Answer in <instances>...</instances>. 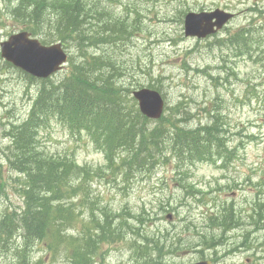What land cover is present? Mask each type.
<instances>
[{
	"label": "rangeland",
	"instance_id": "1",
	"mask_svg": "<svg viewBox=\"0 0 264 264\" xmlns=\"http://www.w3.org/2000/svg\"><path fill=\"white\" fill-rule=\"evenodd\" d=\"M44 2L47 7L51 0ZM14 3L0 0V31L4 39L21 28L9 12ZM99 4L131 25L132 34L116 47L88 48L91 53L106 51L114 56L119 72L114 78L116 85L129 92L158 88L168 109L165 116L189 128L205 124L210 114L220 113L228 130L227 139L235 147L234 158L224 167L219 160L193 166L183 162L174 170V162L163 155L159 156L160 164L149 170L125 172L123 167L111 173L104 148L97 147L86 133L70 132L53 120L40 130L39 150L52 157L68 156L78 168L94 171L96 174L85 181L88 200H94L93 205L104 207L115 218L121 215L119 220L131 226H137L133 217L139 215L143 230L156 238L168 233L170 241L176 242L172 236L181 231V239L196 241L186 236L207 232L206 214L224 203H233L242 226L226 233L215 254L206 251L204 257L214 260L213 264H264V228L255 229L249 218L254 194L264 183V0H100ZM214 9L233 13L234 17L208 39L184 36V13ZM49 15L51 11L45 8L40 17ZM39 24L44 28L47 23L41 20ZM240 28L252 32L257 42L234 50L227 40ZM65 47L69 58L79 56L71 45ZM66 74L68 64L58 75ZM37 90V83L29 87L24 75L0 57V158L8 144L6 131L26 119ZM155 126L156 123L149 124V128ZM3 172L11 188L2 207L19 211V175L6 166ZM79 173L77 170L72 176L75 185ZM257 197L262 200L264 194ZM74 201L77 211L83 213L85 202L79 196ZM85 219L82 214L77 221ZM74 228L67 233L77 235ZM130 240L132 236L127 234L122 242L103 245V261L98 258L96 264H135ZM35 247L33 261L68 264L61 258L50 259L42 245ZM14 256L12 252L1 255L0 264H17ZM199 260L201 254L191 244L164 256L162 264Z\"/></svg>",
	"mask_w": 264,
	"mask_h": 264
},
{
	"label": "trees",
	"instance_id": "2",
	"mask_svg": "<svg viewBox=\"0 0 264 264\" xmlns=\"http://www.w3.org/2000/svg\"><path fill=\"white\" fill-rule=\"evenodd\" d=\"M99 3L100 0H51L46 7L44 0H15L11 8V15L19 25L32 36L42 37V44L59 41L65 46L71 45L79 55L69 58L68 74L64 76L58 73L57 77L47 80L26 76L30 82L37 81L38 91L27 118L11 125L5 133L8 144L1 150L0 158V256L12 252L17 264H40L41 261L31 258L38 244L52 260L96 264L98 258L103 261V245L120 242L127 234L133 238L129 246L135 264H162L164 254L191 245L187 240L180 243L177 239L175 249V242H168L163 235L149 236L143 230L139 215L133 217L137 226H131L124 219L119 220L121 215L115 218L104 207L93 205L94 200H88L85 181L96 173L78 168L68 156L52 157L39 150V132L50 121H58L73 133L89 135L104 148L107 166L113 170L123 167L125 172L149 170L160 164L159 156L163 155L174 162V170L184 161L193 164L233 155L223 137L226 126L220 113L208 115L207 122L196 128L182 126L168 116H162L157 126L147 128L152 122L139 113L129 91L114 81L119 75L114 56L106 51H88L90 47H116L132 34L130 24ZM45 8L51 15L41 18ZM40 19L47 23L44 28L40 25L41 32L38 31ZM254 41L257 42L253 33L247 29L228 39L235 49L252 47ZM115 160L117 168L113 167ZM3 166L20 176L16 191L21 198L19 211L2 207L11 188L4 178ZM77 170L80 175L75 185L72 176ZM263 186L254 194L249 217L260 229L264 228V199L259 200L257 195L264 194ZM77 196L85 202L83 213L74 205ZM226 212L227 215L222 211L208 219L212 226L221 227L222 234L240 222L231 208H226ZM82 214L86 219L78 222ZM71 228L77 235L67 233ZM220 239L217 235L201 237L195 246L213 249L221 245Z\"/></svg>",
	"mask_w": 264,
	"mask_h": 264
},
{
	"label": "water",
	"instance_id": "3",
	"mask_svg": "<svg viewBox=\"0 0 264 264\" xmlns=\"http://www.w3.org/2000/svg\"><path fill=\"white\" fill-rule=\"evenodd\" d=\"M231 14L220 10L212 12H190L184 17V36L205 38L220 29ZM1 57L14 67L40 79H46L58 72L67 63V54L60 43L43 46L37 39L30 38L26 32L12 35L0 42ZM140 113L148 119L161 117L164 101L155 90L142 89L133 93ZM195 264H211L203 261Z\"/></svg>",
	"mask_w": 264,
	"mask_h": 264
},
{
	"label": "bare ground",
	"instance_id": "4",
	"mask_svg": "<svg viewBox=\"0 0 264 264\" xmlns=\"http://www.w3.org/2000/svg\"><path fill=\"white\" fill-rule=\"evenodd\" d=\"M42 42V41H41ZM29 78V77H28ZM31 78V77H30ZM31 98V97H30ZM17 106V105H16ZM12 108V107H11ZM14 108V107H13ZM14 111V110H13ZM14 114V113H13Z\"/></svg>",
	"mask_w": 264,
	"mask_h": 264
}]
</instances>
